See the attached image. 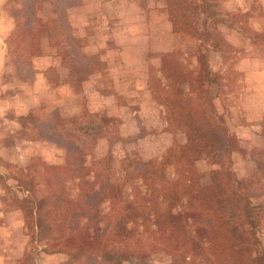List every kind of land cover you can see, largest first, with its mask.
<instances>
[{
    "label": "rangeland",
    "instance_id": "1",
    "mask_svg": "<svg viewBox=\"0 0 264 264\" xmlns=\"http://www.w3.org/2000/svg\"><path fill=\"white\" fill-rule=\"evenodd\" d=\"M186 1L197 9L199 28L206 19L227 49L181 40L165 0H55V6L38 0L34 11L31 0H0V264H84L49 251L67 242L60 226L49 236L46 228L35 235L31 191L54 197L57 175L73 164L74 151L83 149L87 159L106 154L115 129L127 139L113 145L117 158H159L174 137L146 79L148 67H158L161 55L173 49L194 68L207 56L219 76V86H209L218 91L215 110L238 142L230 156L207 145L192 167L206 187L222 168L246 186L259 221L255 244L264 249V0H210L205 10L198 0ZM72 2L78 4L68 6ZM32 12L48 22H33L27 32L23 22ZM27 37L40 53H27L20 41ZM87 123L104 126V132L83 134L79 127ZM149 256L113 264L169 261Z\"/></svg>",
    "mask_w": 264,
    "mask_h": 264
},
{
    "label": "trees",
    "instance_id": "2",
    "mask_svg": "<svg viewBox=\"0 0 264 264\" xmlns=\"http://www.w3.org/2000/svg\"><path fill=\"white\" fill-rule=\"evenodd\" d=\"M37 1L27 5L34 11ZM49 1L55 6V0ZM198 1L204 10L211 6L210 0ZM186 2L165 0L172 31L188 44L198 38L215 50L227 49L206 19L199 28L198 19L193 20L197 9ZM33 22L43 27L48 21L29 13L23 22L27 32ZM28 40H20L27 53H40L39 44L29 45ZM176 50L163 53L158 67L149 66L146 79L166 130L174 137L159 158L142 159L134 153L117 158L113 145L125 137L115 129L106 154L87 159L83 149L74 151L73 164L57 175L54 197L31 191L29 217L35 235L42 236L46 228L49 236L58 225L60 236L67 239L62 249L51 247L50 252L66 253L84 264L149 261V255L168 256L166 264H264V249L255 244L259 221L246 186L222 168L214 185L206 187L192 167L207 145L218 146L223 156L238 148L236 136L214 107L219 95L209 86H219V76L207 56L202 55L201 65L194 68ZM79 130L98 137L104 126L87 123ZM244 219L252 231L243 228Z\"/></svg>",
    "mask_w": 264,
    "mask_h": 264
},
{
    "label": "crops",
    "instance_id": "3",
    "mask_svg": "<svg viewBox=\"0 0 264 264\" xmlns=\"http://www.w3.org/2000/svg\"><path fill=\"white\" fill-rule=\"evenodd\" d=\"M50 58H51V56H49V59H50ZM51 62H52V60H51V61L49 60V62L47 63L46 67H43V68L46 69V68L50 67Z\"/></svg>",
    "mask_w": 264,
    "mask_h": 264
}]
</instances>
